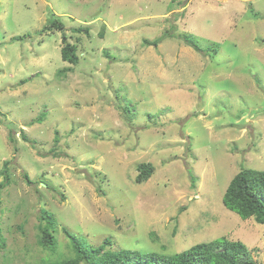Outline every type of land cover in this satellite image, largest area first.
<instances>
[{
  "label": "rangeland",
  "instance_id": "374dc122",
  "mask_svg": "<svg viewBox=\"0 0 264 264\" xmlns=\"http://www.w3.org/2000/svg\"><path fill=\"white\" fill-rule=\"evenodd\" d=\"M52 14L78 46L65 75ZM261 16L264 0H0V264L73 257L64 229L167 257L227 238L264 264V225L223 204L237 173L264 171ZM141 163L155 171L139 184ZM42 210L56 252L39 245Z\"/></svg>",
  "mask_w": 264,
  "mask_h": 264
},
{
  "label": "trees",
  "instance_id": "16d2710c",
  "mask_svg": "<svg viewBox=\"0 0 264 264\" xmlns=\"http://www.w3.org/2000/svg\"><path fill=\"white\" fill-rule=\"evenodd\" d=\"M260 18L263 19L264 16ZM43 31L63 32L61 57L63 62L68 63L70 67L61 70L59 73L65 75L67 72L74 71L75 67L80 62L78 46L68 40V36L65 34V25L61 18L52 14L49 24L45 26ZM77 31L82 32L81 29ZM174 35L177 36L176 34ZM174 35L170 34L166 37L175 38ZM166 37L157 39L153 42L145 41L144 43L147 47L158 48ZM178 39H180L184 46L192 48L197 53H202L200 45L196 42L195 37L191 35L180 37L179 35ZM205 54L211 58L213 57L211 51H207ZM106 56L109 57L110 54L106 52ZM121 110H123L125 114L132 111L129 106H126L125 109L121 108ZM44 118V114H42L36 119V122L41 123ZM11 133L13 134L14 132ZM12 134L10 135V141L15 142V137ZM22 137L26 142H29L25 134H23ZM58 141L59 137H56V143ZM51 153L55 156L58 155L55 153V147ZM9 164L10 162L6 161L4 163V169L1 172L3 181L0 182V198L3 191L10 184ZM138 171L139 174L136 177V182L141 184L152 177L155 168L151 163H141L138 166ZM25 178L28 183H32L27 174H25ZM223 204L228 210L236 213L243 220L255 219L258 224L264 225V171L244 168L237 173L226 189L223 196ZM41 219L44 225L40 227L41 237L39 239V245L44 250L56 252L58 245L55 236L57 230L56 220L52 213L47 210L41 211ZM64 232L71 241L74 256L58 261L45 260L42 264H258L251 251L244 243L241 241L229 240L227 238L200 243L182 253L167 257L156 253L142 254L137 251L126 249L113 251V244L110 239H105L103 244L99 247L85 246L69 230L64 229ZM5 247L6 239L3 235V228L0 220V251Z\"/></svg>",
  "mask_w": 264,
  "mask_h": 264
}]
</instances>
